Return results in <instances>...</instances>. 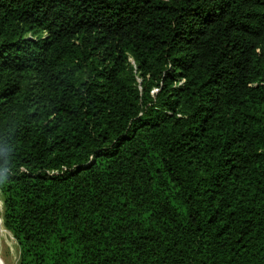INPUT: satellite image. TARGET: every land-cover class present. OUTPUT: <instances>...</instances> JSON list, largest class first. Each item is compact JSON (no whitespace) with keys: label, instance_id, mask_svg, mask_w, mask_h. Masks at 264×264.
<instances>
[{"label":"trees","instance_id":"1","mask_svg":"<svg viewBox=\"0 0 264 264\" xmlns=\"http://www.w3.org/2000/svg\"><path fill=\"white\" fill-rule=\"evenodd\" d=\"M0 195L19 264H264V0H0Z\"/></svg>","mask_w":264,"mask_h":264},{"label":"rangeland","instance_id":"2","mask_svg":"<svg viewBox=\"0 0 264 264\" xmlns=\"http://www.w3.org/2000/svg\"><path fill=\"white\" fill-rule=\"evenodd\" d=\"M20 248L5 222V207L0 195V264H19Z\"/></svg>","mask_w":264,"mask_h":264}]
</instances>
